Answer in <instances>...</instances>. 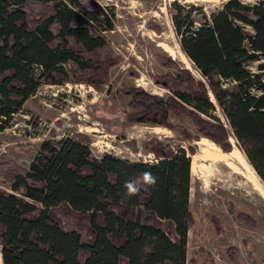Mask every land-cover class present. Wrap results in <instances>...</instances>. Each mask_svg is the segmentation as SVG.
I'll list each match as a JSON object with an SVG mask.
<instances>
[{
	"label": "trees",
	"instance_id": "obj_1",
	"mask_svg": "<svg viewBox=\"0 0 264 264\" xmlns=\"http://www.w3.org/2000/svg\"><path fill=\"white\" fill-rule=\"evenodd\" d=\"M174 5L181 49L206 82L158 55L162 65L176 69L154 77L170 95L128 89L134 112L127 120L168 127L169 112H183L202 136L229 151L208 85L264 182V82L246 67L264 59V2L227 0L199 26L187 18L190 11L182 18L183 6ZM93 26L77 0H0V131L41 84L62 83L67 65L77 66V81L91 86L107 79L115 60L101 59L104 37ZM222 80L234 84L225 88ZM255 86L263 93H251ZM85 138L43 140L24 173L8 171L10 191L0 188V264H185L192 223L187 152L149 139L143 145L155 156L152 163L108 153L94 157ZM145 171L157 178L155 186L142 185L127 197L124 183ZM59 215H72L76 228L65 230Z\"/></svg>",
	"mask_w": 264,
	"mask_h": 264
},
{
	"label": "rangeland",
	"instance_id": "obj_2",
	"mask_svg": "<svg viewBox=\"0 0 264 264\" xmlns=\"http://www.w3.org/2000/svg\"><path fill=\"white\" fill-rule=\"evenodd\" d=\"M77 1L93 18L94 30L104 37L101 59L108 56L115 63L108 68L107 79L97 87L77 81L80 69L67 65L62 83L41 84L25 101L10 125L0 131V188L10 191L8 171L24 173L43 140H60L80 133L86 137L84 141L94 157L108 153L120 159L152 163L155 156L143 143L156 139L174 150L183 148L190 159L192 155L199 157L196 167L190 168L188 209L192 223L187 232L185 264H264V182L208 85V96L215 107L212 115L227 129L229 151L205 140L190 116L183 112H169L168 127L126 118L134 112L128 89L137 88L164 98L170 95L154 77L175 75L176 69L162 65L158 55L169 57L176 66L206 82L181 49V36L175 30L178 11L174 2L183 6L182 18L190 11L187 18L199 26L205 19L210 20L211 14L227 0ZM240 1L249 5L264 2ZM33 10L41 9L33 5ZM243 28L253 33L249 25ZM260 64H264L263 58L248 61L246 67L264 82V67ZM222 83L225 88L234 84L223 80ZM250 92L263 93L256 86ZM207 147L211 155L205 156L202 149ZM213 156H228L229 164L212 160ZM59 218L65 230L76 228L72 215ZM80 237L82 242L86 240L84 230Z\"/></svg>",
	"mask_w": 264,
	"mask_h": 264
},
{
	"label": "clouds",
	"instance_id": "obj_3",
	"mask_svg": "<svg viewBox=\"0 0 264 264\" xmlns=\"http://www.w3.org/2000/svg\"><path fill=\"white\" fill-rule=\"evenodd\" d=\"M157 178L149 171L143 172L140 176L133 180L126 181L123 185L126 190L125 195L130 197L132 195H137L141 186H155Z\"/></svg>",
	"mask_w": 264,
	"mask_h": 264
},
{
	"label": "bare ground",
	"instance_id": "obj_4",
	"mask_svg": "<svg viewBox=\"0 0 264 264\" xmlns=\"http://www.w3.org/2000/svg\"><path fill=\"white\" fill-rule=\"evenodd\" d=\"M162 42H160V44H161ZM160 126H154V128H159ZM156 133H157V130H154ZM205 140H207L208 142H210L211 144H213L214 146H216L217 147V145L215 144V143H213L212 141H210V140H208L207 138H204ZM212 147V146H211ZM210 147H207V148H203L202 149V153L203 154H205V156L206 155H211V151H210V149H209ZM239 152V151H238ZM240 153V152H239ZM202 154V155H203ZM223 154H225L224 152H223ZM214 155V154H213ZM199 159V157H198V155H192V159H190V168L191 169H193V168H195L196 167V165H197V160ZM212 160H216V161H218V162H225L226 164H229V157L227 156V157H216V156H213L212 157Z\"/></svg>",
	"mask_w": 264,
	"mask_h": 264
}]
</instances>
